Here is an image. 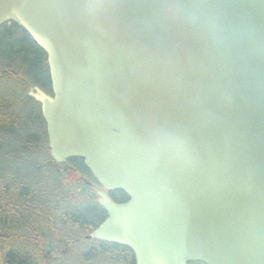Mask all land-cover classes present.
Instances as JSON below:
<instances>
[{"label": "water", "instance_id": "water-1", "mask_svg": "<svg viewBox=\"0 0 264 264\" xmlns=\"http://www.w3.org/2000/svg\"><path fill=\"white\" fill-rule=\"evenodd\" d=\"M46 53L50 155L82 158L134 264H264V0H0Z\"/></svg>", "mask_w": 264, "mask_h": 264}, {"label": "trees", "instance_id": "trees-1", "mask_svg": "<svg viewBox=\"0 0 264 264\" xmlns=\"http://www.w3.org/2000/svg\"><path fill=\"white\" fill-rule=\"evenodd\" d=\"M46 56L14 22L0 27V69L14 80L0 90V264H134L127 246L86 238L106 211L85 181L67 183V174L95 180L83 159L49 155L40 106L25 89L51 93ZM111 198L128 199L119 190Z\"/></svg>", "mask_w": 264, "mask_h": 264}, {"label": "flooded vegetation", "instance_id": "flooded-vegetation-1", "mask_svg": "<svg viewBox=\"0 0 264 264\" xmlns=\"http://www.w3.org/2000/svg\"><path fill=\"white\" fill-rule=\"evenodd\" d=\"M42 116V115H41ZM85 181L89 187L90 190H92L95 194V197H96V200H97V197H98V194H97V191L98 190H102V186L100 184H98V182L96 180H89V179H82L81 177H79V180L78 181ZM106 192V194L111 198V193L114 192L113 190H109V189H105L104 190ZM112 200V198H111ZM116 203H122V202H116ZM106 217H107V213H106ZM105 217V218H106ZM105 220V219H104ZM99 226V225H98ZM97 226V227H98ZM96 227V228H97ZM111 243V242H110ZM191 264V263H190Z\"/></svg>", "mask_w": 264, "mask_h": 264}, {"label": "rangeland", "instance_id": "rangeland-1", "mask_svg": "<svg viewBox=\"0 0 264 264\" xmlns=\"http://www.w3.org/2000/svg\"><path fill=\"white\" fill-rule=\"evenodd\" d=\"M6 78L9 79L11 82H14L13 78L11 76H6V75H3L2 74V77L0 78V90L2 88V86L4 85L5 81H6ZM15 78V77H14ZM3 82V83H2ZM2 83V84H1ZM25 88V87H23ZM66 178H67V183H70V184H74V183H77V180H79V177L78 176H74L73 178H69V174L66 175ZM73 196V195H72ZM74 197V196H73Z\"/></svg>", "mask_w": 264, "mask_h": 264}]
</instances>
